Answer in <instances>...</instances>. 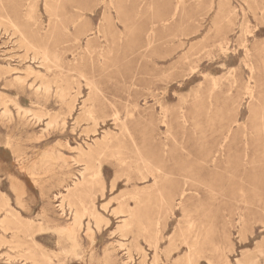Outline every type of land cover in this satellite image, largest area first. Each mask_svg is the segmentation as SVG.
I'll return each instance as SVG.
<instances>
[{"label":"rangeland","instance_id":"374dc122","mask_svg":"<svg viewBox=\"0 0 264 264\" xmlns=\"http://www.w3.org/2000/svg\"><path fill=\"white\" fill-rule=\"evenodd\" d=\"M89 147L85 201L103 217L73 247L60 230ZM12 216L25 224L5 232ZM250 262L264 264V0H0V264Z\"/></svg>","mask_w":264,"mask_h":264},{"label":"bare ground","instance_id":"6f19581e","mask_svg":"<svg viewBox=\"0 0 264 264\" xmlns=\"http://www.w3.org/2000/svg\"><path fill=\"white\" fill-rule=\"evenodd\" d=\"M79 26H78V28H79ZM81 28L82 29L80 30V33L75 36L74 42H80L83 38H85L86 47L88 49L93 48L94 43H95V41H97V39L96 38L95 39L94 38L92 39L90 37V36H92V30L87 31L82 26H81ZM98 33H102L103 36H104V38H106L107 35H112L111 31L105 30L104 28L102 30H99ZM22 39H23L24 42H27L28 37L26 35H22ZM32 48L35 49L36 54L42 56V59H43V61L45 63L50 62V56H49V54H48V52H47L46 49L44 50V49L41 48L42 49L41 50L39 48H35V46H32ZM53 58L54 59L57 58V56H56L55 53L53 54ZM43 89H44L45 92H48L50 90L49 84L44 83ZM247 92H249V91H247ZM63 93H62V96L64 95ZM251 97H253V96H251ZM131 141H132V143H133V145L135 147V150L136 151H139V148H138V145L136 143V140L135 139H131ZM217 152H219V151L217 150L214 154H216ZM211 157H212V152H210L207 155L202 156L201 160L203 162L207 163V164H209L210 162L212 163V161H213L212 164H214V162H215L214 160H208ZM213 158H214V156L212 157V159ZM82 159H83L82 162L84 163V169L81 171V178H79L78 181L75 182L74 186L72 187L71 191L69 192L68 196L66 197L67 204H68V208L72 212L73 218H72V221H71V223H70L69 226L63 227L60 230V232H62L68 238L71 239V241L73 242V247H76V245H77V241H76L77 232L83 228V218H85V217L88 218V223H87V226H86V234L89 235V234H91L93 232V229L91 227V222H94L96 224V226H97L98 224H100V221H102L101 218L103 217V216L101 217V215L98 213V211H96L97 209L95 210L94 207H90V204L87 201H85V198H90V196H91L90 195V190H91L92 186L94 185V180L96 179L94 177L97 176V175L99 176V173H100V168H98V167L96 168V166H95V154H94L93 148L89 147L88 150H87V152H82ZM183 173H185L181 177L183 179V181H182L183 185H187V184L188 185L200 184L199 176L197 174H194L193 170H191V169H189V170L188 169H185V171H183ZM161 174H162V169L159 168V167L158 168H154L153 170L149 171V175L152 178H154V183H155L154 185L155 186L158 185L159 178H160ZM173 174H174V172H173ZM89 177H91V178H89ZM146 178H143V179H146ZM98 179H101V178H98ZM101 182H102V180L100 181V183ZM171 182L173 183V180H171ZM173 186H174V184H173ZM82 188L86 189V191L81 193V189ZM186 191H187V189L184 190V193L183 194L179 195L180 201L185 200L186 195H187V194H185ZM208 192H213L211 186H209V191ZM150 193L151 192L137 191V192H135V193H133L131 195V199L135 202V204H137V205L140 206V205H142V199H143V197L145 198V194H150ZM76 201H79V204H77ZM62 203H63V201H62ZM8 207H10L9 204H8ZM140 208H137L136 207L133 210L131 209V210H127L126 212H124V214L127 215V217H126L125 221H123V225H122L124 227V230H125V228L130 227L132 224H134L135 222H137V221L140 220V217H139V213H140L139 210H140ZM60 212H61V216H63L66 213V208L63 206V204L60 205ZM17 214H19V213H17ZM14 217L15 216H12L10 218L9 217H5L6 218V221H4L2 223V225H3L2 228H3V230L5 232H7L9 230H12V231L13 230L14 231L16 230V231H18L25 224V222H23L22 220H20L19 217H15V218ZM103 220H104V218H103ZM106 223H107V221H106ZM97 229H98V226H97ZM145 231H147V230L145 229ZM1 237L4 239L3 236H1ZM4 244H6V243H4ZM196 245H197V242L195 244H193L192 247H196ZM157 247H158V245H155L154 246V248H157ZM187 257L188 258L191 257V251H189L187 253ZM249 264H253V263L250 262Z\"/></svg>","mask_w":264,"mask_h":264},{"label":"crops","instance_id":"0c3cea01","mask_svg":"<svg viewBox=\"0 0 264 264\" xmlns=\"http://www.w3.org/2000/svg\"><path fill=\"white\" fill-rule=\"evenodd\" d=\"M13 238H15V236H13Z\"/></svg>","mask_w":264,"mask_h":264}]
</instances>
